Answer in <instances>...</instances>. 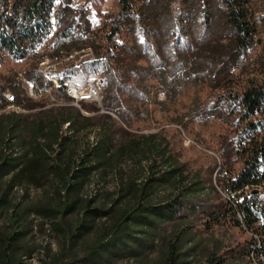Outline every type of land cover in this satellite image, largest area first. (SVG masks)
<instances>
[{
  "label": "trees",
  "instance_id": "trees-1",
  "mask_svg": "<svg viewBox=\"0 0 264 264\" xmlns=\"http://www.w3.org/2000/svg\"><path fill=\"white\" fill-rule=\"evenodd\" d=\"M52 16L57 43L48 57L65 59L87 48L95 59L82 61L80 68L69 64L57 96L71 101L64 86L70 73L100 72L101 107H83L106 113L97 118L96 143L79 152L74 149L78 136L94 118L71 106L45 108L43 102L25 100L14 85L10 101L0 87V111L17 105L28 112L0 113V220L7 225L0 228V264H27L33 258V250L22 243L33 229L32 213L49 218L63 234L65 247L53 264L146 261L159 246L157 264H191L201 244L196 242L198 215L206 217L205 229L232 220L262 234L264 197L256 190L247 195L246 187L264 184V0H119L118 12L97 28L73 0H0V65L6 58L23 61L35 55L38 62L25 76L41 86L39 94L54 86L38 70L46 54L37 52L53 33ZM75 35L87 45L68 43ZM242 78L244 85L235 91ZM153 81L169 100L181 93L184 81L223 91L191 116L204 123L223 120L234 129L232 140L230 134L220 136L221 163H214L209 178L183 163L161 135L130 131L141 112L130 105L124 109L123 95L134 92L136 102L143 103L156 87ZM113 176L114 191L98 188L92 195L94 180L105 185ZM49 180L44 202H15L24 183L43 187ZM217 190L226 198L211 204V192ZM73 215L76 220L69 221ZM99 223L96 239L79 247ZM254 244L233 254L231 262L216 249L207 253V264H246Z\"/></svg>",
  "mask_w": 264,
  "mask_h": 264
},
{
  "label": "rangeland",
  "instance_id": "rangeland-1",
  "mask_svg": "<svg viewBox=\"0 0 264 264\" xmlns=\"http://www.w3.org/2000/svg\"><path fill=\"white\" fill-rule=\"evenodd\" d=\"M119 0H73V7L77 10L85 9L88 12L89 19L97 28L101 25L105 19L112 14L118 12ZM53 19V33L44 41V43L38 48V54H46L44 62L38 65V70L51 81L54 86L49 87L46 90L41 91V95L37 96V91L41 86L37 85V82L27 80L25 72L33 70L38 60L34 56H31L29 60H13L6 58L0 65V87L5 89V97H13L12 86H16L21 90L22 97L25 100H32L34 102L45 103V108H59L64 106H71L78 109L84 116L92 117L95 120L91 125L80 133L79 139L74 146V149L79 152L87 145V143H96V137L99 130L96 128V124L99 123L97 118L101 113L105 111H87L83 104L80 107L76 106V102L66 101L63 97L57 96V87H60L58 80L65 78V68L74 62L75 67L80 68L82 61L94 62V55L91 49H83L81 51L74 52L73 55L65 59H51L47 54H51L54 45H56L55 39H53L57 32V26L55 24V17ZM68 43L72 44L74 48L85 47L86 41L75 35L73 39L68 40ZM65 53V52H64ZM63 53V54H64ZM37 70V69H36ZM103 75L100 72L93 73L92 71H83L79 73H70L65 82H73L77 86L86 88L89 84H95L100 93V101L97 103L101 107L103 85ZM244 79L239 86L234 87V90H238L244 85ZM151 84L156 86L153 91L146 96V100L143 103H137L138 96L136 93L123 95V99L128 101L125 104L124 109L129 105L137 109L138 112L134 116V124L130 131L138 135H151L159 134L165 140L171 143V147L174 151L180 155V159L183 163L188 164L192 171H198L205 178H209L210 172L214 166V163H221L219 158L218 140L220 136L225 134L229 135V139L234 137V129L230 127L228 123L219 121H209L207 123L193 121L192 117L195 113L197 106L208 103L213 100L214 97L220 95L222 90L212 89L210 86L204 83L197 82L190 84L184 81L182 91L173 100H169L166 96L165 89L157 82L153 81ZM34 87L32 92L31 87ZM136 89V88H135ZM229 88L228 90H230ZM137 89L136 91H139ZM227 90V91H228ZM10 100V99H9ZM11 101V100H10ZM91 104V102H87ZM40 109L32 111L37 112ZM147 110V114L144 112ZM28 113L23 107L17 105H10L4 111L0 113ZM121 126L125 128V125L114 113H110ZM143 116L144 119H139ZM148 116V118L146 117ZM236 160V158H235ZM144 166H147L146 164ZM129 167L135 168L136 164L130 163ZM234 168L236 171L240 170L241 164L235 163ZM216 175V174H215ZM214 175V177H215ZM118 181L115 176L110 177L109 181L105 185H101L99 180H94L91 184V192L94 196L98 188H107L109 191H114ZM52 188L51 180L45 181L43 187H38L33 183L26 182L24 187L18 188L15 192V202H20L22 205L35 203L39 204L45 200V192L50 191ZM89 190V191H90ZM211 192L210 201L211 204H217L226 196L220 190ZM77 215H73L68 219L69 221H75ZM32 231L28 239L22 242L25 246L33 250V258L27 260V264H53V259L60 256L64 250L65 243L63 234L53 227L50 219L40 215H34L32 213ZM197 231L196 242L201 240V244L197 247L196 252L192 253L194 258L191 260V264H207V253L216 249L220 250L219 256L228 258L229 262L232 260L233 254H239L244 251L248 244L253 242L251 234L244 228L238 227L232 220L221 222L220 224H213L210 229H205L204 223L206 217L203 215L196 216ZM102 223V222H101ZM5 220H0V228H6ZM97 230L91 235L87 236L83 241L78 243L79 247H82L84 243L92 242L96 239L97 234L101 231V224L99 223ZM206 247V249H205ZM162 253V246H159L154 252L148 255L146 261H122L117 264H157ZM247 264V262H246Z\"/></svg>",
  "mask_w": 264,
  "mask_h": 264
},
{
  "label": "built area",
  "instance_id": "built-area-1",
  "mask_svg": "<svg viewBox=\"0 0 264 264\" xmlns=\"http://www.w3.org/2000/svg\"><path fill=\"white\" fill-rule=\"evenodd\" d=\"M70 84V91L67 93L68 97L71 99L72 102H76V106L80 107V104L91 102L93 103V96H100V93L96 92V86L91 85L87 86L84 89H74L72 83ZM32 92L34 87H31ZM41 95L37 91V96ZM9 99L12 101V96L9 97ZM253 190H256L257 193H260L264 197V184L258 188H250L246 187V193L247 195L250 194ZM230 199V198H229ZM243 199H241L242 201ZM264 225V224H263ZM264 230V227H263ZM263 237H264V231H263ZM251 256H256L257 261H262V264H264V247L263 249H254L252 251Z\"/></svg>",
  "mask_w": 264,
  "mask_h": 264
},
{
  "label": "bare ground",
  "instance_id": "bare-ground-1",
  "mask_svg": "<svg viewBox=\"0 0 264 264\" xmlns=\"http://www.w3.org/2000/svg\"><path fill=\"white\" fill-rule=\"evenodd\" d=\"M69 83H72L74 89H84L83 87L77 86L75 83L69 81V82H65L64 83V86L66 88V92L67 93H69V91H70V84ZM91 85H95V84H89L88 86H91ZM96 92L99 93V90H98L97 86H96ZM12 100H13V97H12ZM99 101H100V96H93V102H99ZM262 224H264V222ZM249 233L251 234L252 239H253V242H251V243H253V244L255 242L257 243L256 249H263V247H264V237H263V233L262 234H260V233L259 234H254L252 232H249ZM249 254H250V256L247 259V264H262V261H257L256 256H251L252 252L249 253Z\"/></svg>",
  "mask_w": 264,
  "mask_h": 264
}]
</instances>
